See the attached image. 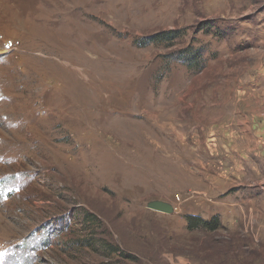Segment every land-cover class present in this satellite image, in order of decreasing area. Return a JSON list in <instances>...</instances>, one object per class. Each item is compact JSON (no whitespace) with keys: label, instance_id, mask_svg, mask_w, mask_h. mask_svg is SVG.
I'll use <instances>...</instances> for the list:
<instances>
[{"label":"rangeland","instance_id":"obj_1","mask_svg":"<svg viewBox=\"0 0 264 264\" xmlns=\"http://www.w3.org/2000/svg\"><path fill=\"white\" fill-rule=\"evenodd\" d=\"M0 264H264V0H0Z\"/></svg>","mask_w":264,"mask_h":264},{"label":"trees","instance_id":"obj_2","mask_svg":"<svg viewBox=\"0 0 264 264\" xmlns=\"http://www.w3.org/2000/svg\"><path fill=\"white\" fill-rule=\"evenodd\" d=\"M174 37H176L175 31H167L156 33L150 39L152 41H159L163 39L170 42V40H172ZM185 59L190 63L189 65L192 66L193 63H197L196 61L198 60V52H187ZM219 225L220 221L215 216L209 220H206L197 215H186V227L190 230L203 228L205 230L214 231Z\"/></svg>","mask_w":264,"mask_h":264},{"label":"water","instance_id":"obj_3","mask_svg":"<svg viewBox=\"0 0 264 264\" xmlns=\"http://www.w3.org/2000/svg\"><path fill=\"white\" fill-rule=\"evenodd\" d=\"M147 208L154 210V211H158V212H162L165 214H170L173 212L174 207L170 202L161 200V199H152L149 200L146 203Z\"/></svg>","mask_w":264,"mask_h":264}]
</instances>
